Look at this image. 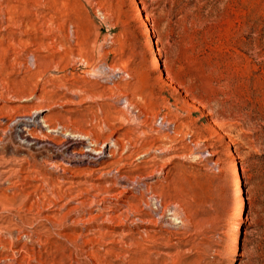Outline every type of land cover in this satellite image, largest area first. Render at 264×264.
Wrapping results in <instances>:
<instances>
[{
    "label": "rangeland",
    "instance_id": "374dc122",
    "mask_svg": "<svg viewBox=\"0 0 264 264\" xmlns=\"http://www.w3.org/2000/svg\"><path fill=\"white\" fill-rule=\"evenodd\" d=\"M131 2L0 0V264H264V0ZM40 107L120 155L49 167Z\"/></svg>",
    "mask_w": 264,
    "mask_h": 264
},
{
    "label": "bare ground",
    "instance_id": "6f19581e",
    "mask_svg": "<svg viewBox=\"0 0 264 264\" xmlns=\"http://www.w3.org/2000/svg\"><path fill=\"white\" fill-rule=\"evenodd\" d=\"M131 3L136 4L137 0H132ZM136 16H141L142 17L141 22L144 24V26H146V24L148 22V17H147V15L143 14V12L140 8L138 9V11H136ZM147 40L149 42V45H151L150 36L147 38ZM159 63H160L159 58L154 56L153 65L156 67L159 65ZM118 100L119 101L125 100V103H127L128 108L131 106L130 101L127 100L125 97H121ZM40 108H42V107H40ZM46 110H47V108L46 109L42 108V109H37L36 111L32 112L31 114L16 115L15 117H13L11 119L10 124H13V133H14L15 137L18 138L25 146L31 147L32 145L33 146L34 145H41L43 143H46L48 145L52 144L53 149L50 148L49 153H47L46 156L42 160V162L44 164L48 165L49 167H53L55 169H58L61 167V170H63V172H66V170L70 169V165H72V166H94V165L100 164L104 159H106V157H114L115 154L118 153V148H119L118 140H116V139L112 140L113 149L109 150V149H107V147L109 144L108 142H110V139L102 142L99 145V143L95 140V138H93L91 136V134L89 135V134H85V133H79L77 131L76 132L75 131L68 132L67 127L66 128L64 127L65 125L62 126L63 124L61 125L60 123H57V122L51 123L48 121L47 117L40 116V113L42 111H46ZM44 128H47V129L49 128L50 130H48V131L50 132L51 135L53 134V136H58V134H57L59 131L58 129H62L61 132L59 131L60 136L57 137V138H59L58 141H55L57 138L54 139V137H52V136L49 137V134L47 135L46 133L45 134L43 133V135H41V133L44 131ZM67 132L69 134H67ZM49 147H51V146H49ZM124 147H123V149H124ZM121 151H122V148H121ZM118 154L120 155V152ZM236 161H237V159L234 155H232L228 161L229 164L232 166L231 176H233V178H234V183L238 182V174H239V171H238V168L236 165ZM13 174H16V173H13ZM14 178L16 179V182H19L22 177L18 176L16 174L14 176ZM22 180H24V179H22ZM123 180H124V178H123ZM13 183H15V182H13ZM126 184H128V181L126 182ZM128 185H130V184H128ZM239 193H240V188H238L236 194L238 195ZM149 198L154 199L153 196H150ZM147 206H148V204H147ZM162 215L163 214H160L159 216L162 217ZM172 215L174 218L176 216H178V214L175 211H174V213H172ZM139 220H141V219H139ZM143 220H142V222H143ZM157 220H159V219H156L154 223H156ZM179 221L181 222V220H179ZM24 236H25V234H24Z\"/></svg>",
    "mask_w": 264,
    "mask_h": 264
}]
</instances>
